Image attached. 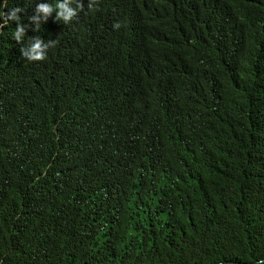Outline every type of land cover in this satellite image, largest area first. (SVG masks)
Segmentation results:
<instances>
[{
	"label": "trees",
	"instance_id": "trees-1",
	"mask_svg": "<svg viewBox=\"0 0 264 264\" xmlns=\"http://www.w3.org/2000/svg\"><path fill=\"white\" fill-rule=\"evenodd\" d=\"M45 2L0 27V264L264 261V0Z\"/></svg>",
	"mask_w": 264,
	"mask_h": 264
},
{
	"label": "clouds",
	"instance_id": "clouds-1",
	"mask_svg": "<svg viewBox=\"0 0 264 264\" xmlns=\"http://www.w3.org/2000/svg\"><path fill=\"white\" fill-rule=\"evenodd\" d=\"M6 2L7 0H0V27L8 22L15 21L16 26L11 36L14 41L19 43L24 39L25 29L28 27L27 24L22 25L19 22L20 17L17 15V13L22 12L23 9L18 6H12L7 7V11H4ZM92 6V0H88L87 8L91 9ZM84 8L85 5L81 3V0H55L54 5L48 2L36 3L33 10L34 15L29 16L27 19L32 22V30L36 31L40 27L39 23H36L37 15L47 17L50 13L55 12V20L68 24L77 13ZM112 27L113 29H118L120 23L118 21L114 22ZM55 43V40L44 41L38 36H34L27 44L19 48V52L21 57L26 58L27 61H39L45 59L48 48L54 46ZM257 264H264V261H258Z\"/></svg>",
	"mask_w": 264,
	"mask_h": 264
}]
</instances>
